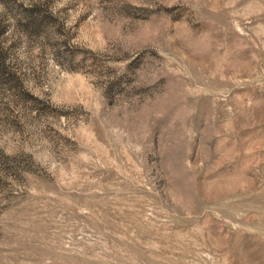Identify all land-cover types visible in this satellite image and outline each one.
<instances>
[{
    "label": "rangeland",
    "instance_id": "1",
    "mask_svg": "<svg viewBox=\"0 0 264 264\" xmlns=\"http://www.w3.org/2000/svg\"><path fill=\"white\" fill-rule=\"evenodd\" d=\"M0 264H264V0H0Z\"/></svg>",
    "mask_w": 264,
    "mask_h": 264
}]
</instances>
